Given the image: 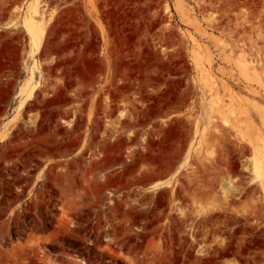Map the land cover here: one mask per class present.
I'll return each instance as SVG.
<instances>
[{
	"label": "rangeland",
	"instance_id": "1",
	"mask_svg": "<svg viewBox=\"0 0 264 264\" xmlns=\"http://www.w3.org/2000/svg\"><path fill=\"white\" fill-rule=\"evenodd\" d=\"M0 264H264V0H0Z\"/></svg>",
	"mask_w": 264,
	"mask_h": 264
},
{
	"label": "bare ground",
	"instance_id": "2",
	"mask_svg": "<svg viewBox=\"0 0 264 264\" xmlns=\"http://www.w3.org/2000/svg\"><path fill=\"white\" fill-rule=\"evenodd\" d=\"M34 11H35V9H34ZM29 18V17H28ZM26 20H28V19H26ZM31 20V21H30ZM33 19H32V17L31 18H29V20L28 21H30V22H28L29 24L31 23L32 24V26H34V22L32 21ZM10 26V25H9ZM28 94V93H27ZM31 94H32V90L29 92V94L27 95L28 97L29 96H31Z\"/></svg>",
	"mask_w": 264,
	"mask_h": 264
}]
</instances>
